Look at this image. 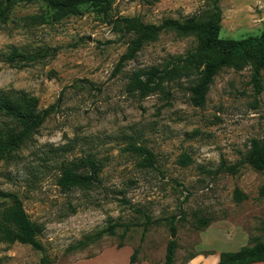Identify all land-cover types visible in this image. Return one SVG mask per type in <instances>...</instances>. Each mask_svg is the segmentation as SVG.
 Listing matches in <instances>:
<instances>
[{
	"label": "rangeland",
	"instance_id": "rangeland-1",
	"mask_svg": "<svg viewBox=\"0 0 264 264\" xmlns=\"http://www.w3.org/2000/svg\"><path fill=\"white\" fill-rule=\"evenodd\" d=\"M3 1L0 89L37 96L44 118L0 159V191L19 196L44 248L0 240V264H42L44 256L49 264H129L134 250V264H164L172 222L175 264L264 242V170L243 163L236 174L217 172L222 159L241 162L252 139H264V71L259 93L245 66L221 69L203 98L195 77L165 80L143 96L130 89L134 71L197 43L163 30L114 74L132 38L123 17L205 20L219 8L220 37L242 39L264 32V0H112L107 12L60 19L47 0ZM14 49L28 58L14 60ZM13 122L0 114V126ZM66 166L97 177L64 188ZM11 201L1 198L0 210Z\"/></svg>",
	"mask_w": 264,
	"mask_h": 264
},
{
	"label": "trees",
	"instance_id": "trees-1",
	"mask_svg": "<svg viewBox=\"0 0 264 264\" xmlns=\"http://www.w3.org/2000/svg\"><path fill=\"white\" fill-rule=\"evenodd\" d=\"M54 8L53 17L60 19L69 13H82L84 9L107 12L112 6V0H47ZM5 1L0 0V8ZM208 19L200 20L196 16L179 19H166L160 24L143 23L138 17H123L120 22L132 34L126 52L116 65L114 74L121 70L123 63L134 59L148 42L156 40L163 30H173L179 35H193L196 46L183 55H172L162 66L153 65L147 69L134 71L131 77L130 89L139 91L143 96L161 88L165 80L180 77H195L198 97H204L214 77L224 67L242 69L251 68V81L256 92H260L262 72L264 71V32L259 36H248L242 39L220 37L222 15L219 8ZM14 60L27 59L28 56L14 49ZM39 98L25 91H7L0 89V114L15 122L8 126H0V159L8 156L12 149L19 146L30 131L38 128L44 115L39 111ZM17 128H21L15 133ZM146 160L153 164L152 153H147ZM243 163H248L254 169L264 170V139H252L251 146L241 162L233 164L222 159L217 172L236 174ZM94 175L79 174L74 168L66 166L59 177V184L64 187L86 186ZM234 196L240 201L244 194L236 189ZM9 197L12 201L0 210V240L23 242L31 244L35 249L44 247L37 238L39 225L33 222L25 212L22 201L15 193L0 191V199ZM199 224L208 226V218H201ZM112 231L113 227H109ZM171 238L167 244L164 264H175L176 250L179 246L177 227L172 222ZM121 246V245H120ZM195 256L192 255L191 258ZM190 258V259H191ZM137 261V251L131 255L130 263ZM264 262V242L254 245H244L236 251H222L219 254V264H252ZM42 264H49L47 256L42 258Z\"/></svg>",
	"mask_w": 264,
	"mask_h": 264
},
{
	"label": "crops",
	"instance_id": "crops-1",
	"mask_svg": "<svg viewBox=\"0 0 264 264\" xmlns=\"http://www.w3.org/2000/svg\"><path fill=\"white\" fill-rule=\"evenodd\" d=\"M219 254L220 252L211 254H203L202 252H198L193 258L189 260L188 264H219ZM142 264L145 263L143 262ZM252 264H264V262H255Z\"/></svg>",
	"mask_w": 264,
	"mask_h": 264
}]
</instances>
